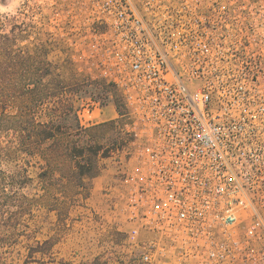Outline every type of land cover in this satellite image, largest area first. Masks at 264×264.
<instances>
[{
	"label": "built area",
	"instance_id": "built-area-1",
	"mask_svg": "<svg viewBox=\"0 0 264 264\" xmlns=\"http://www.w3.org/2000/svg\"><path fill=\"white\" fill-rule=\"evenodd\" d=\"M19 12L122 95L126 147L103 193L121 256L264 264V47L252 2L22 0ZM78 114L85 126L97 118Z\"/></svg>",
	"mask_w": 264,
	"mask_h": 264
},
{
	"label": "rangeland",
	"instance_id": "rangeland-1",
	"mask_svg": "<svg viewBox=\"0 0 264 264\" xmlns=\"http://www.w3.org/2000/svg\"><path fill=\"white\" fill-rule=\"evenodd\" d=\"M250 1L253 17L259 22V16L262 17V27L258 26L257 32H261L264 47V0ZM21 3L22 0H0V35L6 37L0 41V63L2 60L21 63L22 58L26 63H49L51 74L45 77V83L60 75L64 89L60 93L79 108L77 114L81 108L89 107L97 117L93 124L85 126L78 114V122L86 130L71 131L70 142L75 146H91V151L98 145L99 152L95 156L89 150L87 158L76 156L74 160L57 158L52 165L55 172L45 175H41L45 160L35 157L26 166L30 179L15 178V190L25 197L16 204L10 200L2 206L5 240H0V264H133L131 258L120 254L119 244L124 234L112 223L115 219L103 195L106 185L116 179L118 159L126 147L123 127L127 116L122 95L114 85L93 80L79 71L63 46L44 42L42 31L22 23ZM45 69L47 66L42 65L39 73ZM32 72L38 71L32 69ZM10 79L17 80L16 77ZM10 94L7 110L15 114L25 99L17 100L14 91ZM87 118L90 115L84 112V121ZM74 119L77 120V115L70 112L58 122L71 125ZM66 142V137L59 134L55 147L62 149ZM88 158L95 159L96 174L89 176L79 172L67 180L68 170L72 171L75 160L86 170L92 167ZM21 166H25L23 161H0L3 177L0 182L8 185ZM19 185L24 187L17 188ZM21 203L23 208L18 207ZM9 236H12V244H3Z\"/></svg>",
	"mask_w": 264,
	"mask_h": 264
},
{
	"label": "trees",
	"instance_id": "trees-1",
	"mask_svg": "<svg viewBox=\"0 0 264 264\" xmlns=\"http://www.w3.org/2000/svg\"><path fill=\"white\" fill-rule=\"evenodd\" d=\"M3 39L6 37L0 35V41ZM21 60V63H6V60H2L0 63V161L14 163L23 161L25 165L13 173V180L8 185L0 182L1 242L5 240V233H2V228L5 226V215H1L4 214L2 206H6L10 200H14L16 204L21 201L22 197H25L15 190V178L30 179L26 166L30 165L35 157L43 158L46 166L43 167L45 169L41 175H45L55 172L52 165L57 158L72 160L76 156L87 158V151H91V146H75L69 140L71 131L77 130L81 133L86 129L78 122L77 111L79 108L77 109L74 103H71L70 98H63V93H60L64 90L61 85L63 83L61 76L45 83V77L51 74L50 68H48L49 63H26L24 58ZM42 65H46L47 69L45 72L39 73L42 70ZM32 69H37L38 72L34 73ZM10 77H16L17 80L11 81ZM54 81H57V84L56 82L54 84ZM10 91H14L17 100L25 99L15 114H11L7 110L12 96ZM70 112L77 115V120L71 121V125H60L58 120H64ZM59 134L64 135L67 139L62 149L55 147V141ZM98 149L97 145V149L91 151L92 154L96 156L99 152ZM88 160L92 163V167L87 170L84 169L80 161L75 160L73 169L71 172L68 170L70 175L66 176V179L71 180L79 172L81 175L94 176L96 174L95 159L88 158ZM51 166L52 168H50ZM2 179L3 177L0 176V181ZM19 187L24 186L19 185L17 188ZM18 207L23 208L22 203ZM15 231L16 229H14V233ZM6 240L8 241L3 244H12V236L6 237Z\"/></svg>",
	"mask_w": 264,
	"mask_h": 264
},
{
	"label": "crops",
	"instance_id": "crops-1",
	"mask_svg": "<svg viewBox=\"0 0 264 264\" xmlns=\"http://www.w3.org/2000/svg\"><path fill=\"white\" fill-rule=\"evenodd\" d=\"M106 208H107V206H106ZM108 210V209H107Z\"/></svg>",
	"mask_w": 264,
	"mask_h": 264
}]
</instances>
